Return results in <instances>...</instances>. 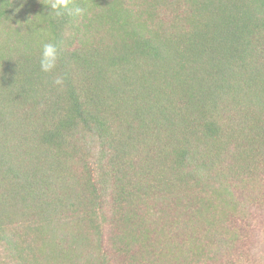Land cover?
Segmentation results:
<instances>
[{
  "label": "trees",
  "instance_id": "trees-1",
  "mask_svg": "<svg viewBox=\"0 0 264 264\" xmlns=\"http://www.w3.org/2000/svg\"><path fill=\"white\" fill-rule=\"evenodd\" d=\"M45 3L0 0V264H264V0Z\"/></svg>",
  "mask_w": 264,
  "mask_h": 264
},
{
  "label": "clouds",
  "instance_id": "clouds-1",
  "mask_svg": "<svg viewBox=\"0 0 264 264\" xmlns=\"http://www.w3.org/2000/svg\"><path fill=\"white\" fill-rule=\"evenodd\" d=\"M44 5L50 9L47 16H53L54 14L57 18L63 16L75 18L83 15L86 11L85 7L74 3V0H46ZM65 35H67V33H65ZM64 44L65 41L63 38L51 40L42 44L39 61L41 71L48 73L52 72L57 67ZM54 84L63 87L64 77L57 76L54 80Z\"/></svg>",
  "mask_w": 264,
  "mask_h": 264
}]
</instances>
